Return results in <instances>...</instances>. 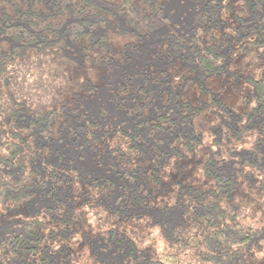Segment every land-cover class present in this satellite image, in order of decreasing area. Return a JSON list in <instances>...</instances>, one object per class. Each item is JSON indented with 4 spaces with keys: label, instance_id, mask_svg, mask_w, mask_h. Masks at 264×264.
Here are the masks:
<instances>
[{
    "label": "trees",
    "instance_id": "trees-1",
    "mask_svg": "<svg viewBox=\"0 0 264 264\" xmlns=\"http://www.w3.org/2000/svg\"><path fill=\"white\" fill-rule=\"evenodd\" d=\"M166 1L0 0V210L29 203L47 184L73 191L45 207L43 219H29L8 238L0 234V264H255L251 249L264 248V204L262 224L245 220L235 194L241 181L264 194V69L253 75L233 64L241 57L242 70L264 66V0H237L233 36L224 32L219 43H179L199 84L223 76L237 88L247 86L242 110L214 95L198 104L181 100L179 91L157 100L161 94L135 88L129 79L114 92V98L121 94L116 106L133 115L129 128L121 126L124 120L105 127L76 104L77 96L90 98L97 88L92 67L109 70L125 61L167 20ZM198 3L206 9L199 17L215 24L229 7L226 0ZM68 42L78 47L79 60L66 52ZM29 56L59 75L53 77L56 87L67 75L75 87L44 99L16 91L9 70ZM208 115L212 122L203 126L201 118ZM111 132L125 143L109 144ZM247 133L249 145L236 149ZM67 147L102 148L93 155L107 154L111 174L82 176L65 162ZM196 157L210 187L163 179L169 161L181 169ZM173 184L174 201L162 206L169 209L162 214L167 219L155 216L151 203ZM146 215L168 248L193 253L192 263L175 252L138 246L128 222Z\"/></svg>",
    "mask_w": 264,
    "mask_h": 264
},
{
    "label": "rangeland",
    "instance_id": "rangeland-1",
    "mask_svg": "<svg viewBox=\"0 0 264 264\" xmlns=\"http://www.w3.org/2000/svg\"><path fill=\"white\" fill-rule=\"evenodd\" d=\"M226 4L229 7L220 10L217 17L219 22L215 24L199 17V13L205 12L206 9L198 3V0H167L163 6V14L167 20L160 23L150 31L147 37L139 41L133 51L128 52L125 61L111 67L109 70L92 67L95 75L94 83L97 88L89 94L90 98L86 99L84 95L77 96L78 101L76 104H83L79 106L80 109L85 111L90 119L100 120L105 127H108L110 123L113 126L120 125V121L124 120L126 123L121 124V126L129 128L132 122L129 119L133 115L127 114L125 108L116 106V102H114V99H116L118 100L117 103H121L119 102L121 94L114 98V92L121 81L129 79L135 88L145 86L150 94L155 96L161 94V98H157V100L165 99L168 95L173 97L174 92L179 91L178 96L181 100L188 98L193 103L198 104L209 100L211 95H214L221 96L232 109L242 110L243 91L247 88L243 82L237 88L233 82L229 81L228 83L221 76L219 78L211 77L199 84L194 71L189 67V61L183 57V55H186L183 46L187 43H219V40L224 37V32H229L230 36H233L232 29L235 26L233 15L238 10L240 3L237 0H226ZM202 16H206V14ZM179 43L184 45L180 47ZM67 44L66 52L73 59L79 60L78 47L71 42ZM39 61L38 58L29 56L10 68L9 72L14 75L13 86L16 91L22 92L23 95L30 98L44 99L54 96L55 93L65 94L75 87L76 82L72 77L68 78V75L65 82L56 87L59 75L49 67L46 68V63ZM241 62V57L234 59L233 65H236L235 68L239 72L257 75L261 69H264V66L259 65V68L255 70L252 68H250L251 71L242 70L240 69ZM233 65L230 66L232 70ZM210 122H212V117L209 115L201 118L203 126ZM111 135L112 138L108 140L109 144L123 145L126 141L118 133L111 132ZM250 140L251 137L247 133L241 143L233 146L236 149L239 147L245 148L249 145ZM207 141L208 138L205 136L203 142L206 143ZM99 150H102V148L67 147L64 151V159L82 176L102 179L110 175L111 172L105 166L107 162L106 153L102 151L97 153V158L93 155ZM162 175L163 179L167 181H181L184 184L204 189L211 185V182L202 175L199 157L190 158L181 169L169 161L165 165ZM240 185L239 191L235 194V200L240 206L244 219H252L262 224L261 210L264 204V194L260 195L242 181ZM174 189L173 184L169 193L156 197L151 203L155 206L152 210L155 216L160 217L165 211L169 210L168 208L162 209V206L173 203L175 198ZM71 192H73L71 189H66V192H64L61 191L60 187L58 189L50 188V184H47L44 188H37L29 203L0 210V234L8 238L15 232L20 231L23 223L29 219L34 217L43 219L45 217V207L54 206L57 203L55 199L64 196L70 197ZM162 218L166 217L162 215ZM173 220H175L174 217L168 221L173 223ZM149 223L150 216L147 215L139 220H129L128 222L129 227L132 226L136 230L135 239L139 247L150 246L157 252H175L183 258L185 263L193 262L194 256L191 251L180 250L173 246L168 248L161 238L158 227L149 225ZM75 240L70 241L72 242L71 247L75 246ZM251 251L254 263L264 264V248L255 249L253 247Z\"/></svg>",
    "mask_w": 264,
    "mask_h": 264
}]
</instances>
